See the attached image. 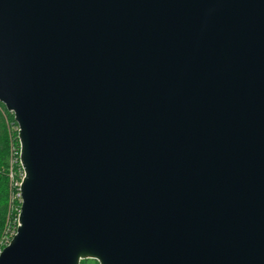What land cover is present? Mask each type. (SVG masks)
<instances>
[{
  "label": "water",
  "instance_id": "water-1",
  "mask_svg": "<svg viewBox=\"0 0 264 264\" xmlns=\"http://www.w3.org/2000/svg\"><path fill=\"white\" fill-rule=\"evenodd\" d=\"M0 103V264H264V0H0Z\"/></svg>",
  "mask_w": 264,
  "mask_h": 264
},
{
  "label": "trees",
  "instance_id": "trees-1",
  "mask_svg": "<svg viewBox=\"0 0 264 264\" xmlns=\"http://www.w3.org/2000/svg\"><path fill=\"white\" fill-rule=\"evenodd\" d=\"M20 154L18 125L14 116L0 103V252L8 246L7 241L12 239L18 228L22 204L17 195L23 174ZM11 169L13 179L10 177Z\"/></svg>",
  "mask_w": 264,
  "mask_h": 264
},
{
  "label": "built area",
  "instance_id": "built-area-1",
  "mask_svg": "<svg viewBox=\"0 0 264 264\" xmlns=\"http://www.w3.org/2000/svg\"><path fill=\"white\" fill-rule=\"evenodd\" d=\"M20 163H21V161H20ZM12 164H13V162H12ZM21 166H22V165H21ZM22 169H23V168H22ZM10 177H11V179H13V177H14L13 169H11ZM23 179H24V170H23V174H22V181H23ZM21 184H22V182L19 184V194L17 195V198L20 199V202H21V204H22V198H21V192H20ZM18 225H19V221H18ZM16 233H17V231H15V233L12 234V239H9V240L7 241V245H9V244L11 243V241L13 240L14 236L16 235ZM0 253H1V252H0Z\"/></svg>",
  "mask_w": 264,
  "mask_h": 264
},
{
  "label": "rangeland",
  "instance_id": "rangeland-1",
  "mask_svg": "<svg viewBox=\"0 0 264 264\" xmlns=\"http://www.w3.org/2000/svg\"><path fill=\"white\" fill-rule=\"evenodd\" d=\"M82 264H99V263H97L93 260H88V261H84V263H82Z\"/></svg>",
  "mask_w": 264,
  "mask_h": 264
}]
</instances>
